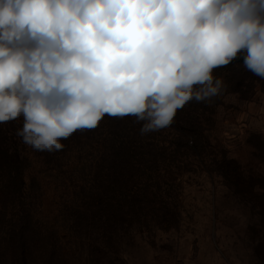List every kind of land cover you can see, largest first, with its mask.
I'll return each mask as SVG.
<instances>
[{"label": "rangeland", "instance_id": "374dc122", "mask_svg": "<svg viewBox=\"0 0 264 264\" xmlns=\"http://www.w3.org/2000/svg\"><path fill=\"white\" fill-rule=\"evenodd\" d=\"M213 72L221 94L189 102L181 122L176 115L141 136L130 121L131 140L147 151L131 167L115 164L111 149L125 141L127 117L76 132L51 154L4 123L25 156L18 178L0 174V264H264V192L253 191L264 189V79L242 56ZM186 120L196 122L194 137L182 134ZM120 176L139 201L124 198L108 225Z\"/></svg>", "mask_w": 264, "mask_h": 264}, {"label": "clouds", "instance_id": "9594fccd", "mask_svg": "<svg viewBox=\"0 0 264 264\" xmlns=\"http://www.w3.org/2000/svg\"><path fill=\"white\" fill-rule=\"evenodd\" d=\"M238 56L264 79V0H0V124L23 116L50 154L105 117L148 135L219 96Z\"/></svg>", "mask_w": 264, "mask_h": 264}, {"label": "trees", "instance_id": "16d2710c", "mask_svg": "<svg viewBox=\"0 0 264 264\" xmlns=\"http://www.w3.org/2000/svg\"><path fill=\"white\" fill-rule=\"evenodd\" d=\"M177 117L178 118L176 119V121L178 120L177 122H181L182 118L179 117L178 114H177ZM104 119L108 121L107 125H109L110 123H114L117 120L118 121L120 120V118L118 117H105ZM16 120L18 121V123L14 124ZM16 120L7 122V123L14 125V127L16 126L17 129L21 128L23 126V120L22 122H19L21 120L19 119V117ZM131 120L134 122V118L127 117L126 124L129 130L126 129V131H129V133L126 134L125 141L120 142V144L115 143L114 146L111 148L112 152L114 153L115 159H117V160H113V162H115L116 164V162L120 161L122 164L125 163L129 167L134 166L136 163L138 164L139 159H137L136 156L139 153L147 152L145 148H143L144 144L140 145V144H137L136 141L131 140L132 134L130 130L133 127V126H130ZM185 122H187L189 125H187V127L183 126V128L186 129L185 130L186 133L183 132L182 134L187 135V136L189 134L191 137L192 136L194 137V135L196 134V131L198 130L197 125H195L196 122L194 121L189 122L187 120ZM83 132L84 133L88 132V130H84ZM75 133L76 132H74L72 136H74ZM19 145H20V142L16 143V140H14V138L12 137L11 132H9V130L5 128V125L4 124L1 125L0 127V174H2L1 172L5 171L8 173L14 174L15 177L18 178L23 173L22 157H24L25 155L22 153L21 148H19ZM150 147L151 145H149V148ZM150 158H151L150 161L152 164V159L154 158H152V156ZM135 176L136 175H134L132 178L135 179ZM117 181H118L119 186H118V190L116 191L120 194V197L119 198L110 197L109 199H107L105 203V207L107 210V211L105 210V213L106 215H108L107 217L108 219L105 222H107L108 225L117 223V218L121 216V209L124 207V203H123L125 202L124 198L132 199L134 203L139 201L138 193L134 194V193H130V191L123 193V190H121L123 188H127L124 185L125 184L124 181H126L125 177L120 176V179ZM6 197L7 198L9 197L8 192L6 194ZM9 198L11 199V197Z\"/></svg>", "mask_w": 264, "mask_h": 264}]
</instances>
